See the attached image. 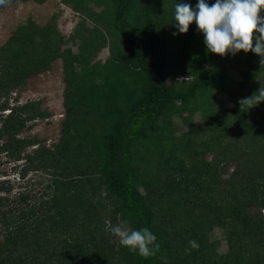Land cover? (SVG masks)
I'll return each instance as SVG.
<instances>
[{"label":"trees","instance_id":"obj_1","mask_svg":"<svg viewBox=\"0 0 264 264\" xmlns=\"http://www.w3.org/2000/svg\"><path fill=\"white\" fill-rule=\"evenodd\" d=\"M60 1L82 16L67 39L57 15L43 25L28 17L0 45V111L8 110L0 115V154L23 160L19 180L37 170L50 176L33 203L34 195L0 197L8 205L0 210V264H264V102L239 104L264 88L261 58L208 52L195 22L178 33L175 5L195 9L198 0ZM103 48L107 57L97 59ZM57 59L65 118L47 146L20 135L46 110L7 97ZM174 115L186 128L179 134ZM230 162L236 167L225 179ZM7 183L0 192L12 190ZM106 221L149 228L159 251L148 259L130 252ZM215 229L224 253L210 238Z\"/></svg>","mask_w":264,"mask_h":264},{"label":"rangeland","instance_id":"obj_2","mask_svg":"<svg viewBox=\"0 0 264 264\" xmlns=\"http://www.w3.org/2000/svg\"><path fill=\"white\" fill-rule=\"evenodd\" d=\"M145 1L147 2L148 0ZM100 8L101 7L95 6L97 11L100 10ZM53 15H57V24L59 29L64 33L66 39L73 32V28H75L77 22L82 18V16L74 11L70 5L63 4L60 0H45L42 3H39L37 0H17L11 2V4L6 7L0 8V45L5 42L12 30L19 23L24 22L26 18L30 17L39 25H43L47 23ZM86 23L88 26L93 25L90 20H87ZM66 46H69L74 52L77 51V46L74 42L69 41ZM107 55V48H103L98 52L96 58L104 60ZM51 66V70L28 78L24 85L15 88L7 97V102L10 105L22 104L26 101H38L39 107L46 110L48 113L46 117L28 120L25 125H30V129L24 130L20 135L26 137L34 135L47 146L53 145L60 137V128L65 118L63 107V90L65 84L63 82L62 62L60 59H57L52 62ZM230 75L235 80L240 78L235 70L230 71ZM177 77H180L179 79H185L180 75ZM4 97L5 96L1 97L0 103L5 101ZM222 99L224 101V107H231V103L227 101L225 97ZM7 113L8 110L0 111V115H6ZM26 114L27 113H24L23 116H26ZM171 118V122L174 123L176 134L186 129L178 116L174 115ZM193 121L199 128L205 125V121L199 113L193 115ZM34 147L35 146L28 147L26 151H31ZM211 155V153L206 154L207 159H210ZM0 159L2 161L0 165V183L3 179H6L8 180L6 185H12V190L10 192H0V197H8L13 200L17 198L19 193H22L23 195L36 196L33 200H27L30 201L29 203L36 201V199L42 195L50 176L42 170H37L36 172H28L25 178L19 180L20 176L17 173V168L21 167L23 160L9 161L4 153L0 154ZM235 167V162H230L226 167V172L222 173V177L225 179L228 178ZM3 173L6 174L4 175ZM22 206L24 207L25 205L22 204ZM7 208L8 205L0 206V210ZM1 225L2 223L0 222V226ZM210 238L219 240L217 246V251L219 253L227 251V242L219 229H215L210 235ZM112 239L114 241H119L115 236Z\"/></svg>","mask_w":264,"mask_h":264},{"label":"clouds","instance_id":"obj_3","mask_svg":"<svg viewBox=\"0 0 264 264\" xmlns=\"http://www.w3.org/2000/svg\"><path fill=\"white\" fill-rule=\"evenodd\" d=\"M12 0H0V7H6ZM264 0H215L211 5L206 0H198L195 9L188 3L175 5V27L180 34H186L189 26L195 22L197 30L204 36L207 51L220 56L229 53L252 52L258 55L264 64ZM176 33H174L175 35ZM178 77L177 79H179ZM181 80V79H179ZM264 102V88L239 101L241 110H247ZM106 231L119 239L120 245L130 252L148 259L156 255L160 245L157 238L145 227L133 229L127 221L115 225L106 221ZM191 249H198L195 240H189ZM188 253L189 249H185Z\"/></svg>","mask_w":264,"mask_h":264}]
</instances>
